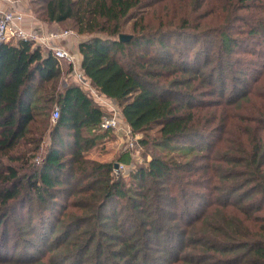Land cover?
<instances>
[{"label":"trees","instance_id":"16d2710c","mask_svg":"<svg viewBox=\"0 0 264 264\" xmlns=\"http://www.w3.org/2000/svg\"><path fill=\"white\" fill-rule=\"evenodd\" d=\"M30 2L155 154L128 181L88 158L103 106L0 42V264H264V0Z\"/></svg>","mask_w":264,"mask_h":264},{"label":"built area","instance_id":"2783aa9c","mask_svg":"<svg viewBox=\"0 0 264 264\" xmlns=\"http://www.w3.org/2000/svg\"><path fill=\"white\" fill-rule=\"evenodd\" d=\"M71 33L72 31L70 30H55L41 33L27 26L25 15L22 12L15 9L0 10V42L15 43L19 40H29L35 45L51 52L60 63L62 61H67L73 64V71L80 86L84 90L90 91V94L93 95L98 103L103 106H108V108L111 109L110 114H105L102 117L99 129L102 131L121 130L126 133L128 149L132 150L133 147H136L137 138L131 126L123 122L121 118L123 117L122 113L112 103L101 100L100 94L97 93L99 90H97L91 81L84 75L78 65L76 66V55L69 48L60 43L62 39L68 37ZM57 109L53 112V120L58 116ZM122 123L125 124V126H122ZM125 168V165L119 162L117 168L114 167V173L117 175L119 172H123Z\"/></svg>","mask_w":264,"mask_h":264},{"label":"rangeland","instance_id":"374dc122","mask_svg":"<svg viewBox=\"0 0 264 264\" xmlns=\"http://www.w3.org/2000/svg\"><path fill=\"white\" fill-rule=\"evenodd\" d=\"M32 9L35 11V9H38V7L35 4H32ZM41 12L38 11V13L35 12V15L40 18L41 20H44L43 16L40 14ZM61 29H67L72 31L70 36H73L74 39V46H73V53L76 55V48L75 45L76 43H80V41L86 39L87 35H81L77 33L74 29L70 27L69 22H62L60 23ZM131 30V21L127 23L124 31L125 33H129ZM76 66L78 65V60L76 57ZM61 64H63V75H62V82L64 85L69 84V83H77L80 84L79 81L77 80L75 73L73 71V64L68 63L67 61H62ZM98 90V89H97ZM86 91V90H85ZM87 94H90V91H86ZM100 94L101 100L107 103H112L120 112L121 107L118 105L117 101L110 99L106 96H104L102 93L99 91L97 92ZM93 99L92 94H90ZM96 100V99H95ZM98 102V101H97ZM101 102V101H100ZM100 104V103H99ZM103 106V105H102ZM105 114H110V108L108 106H103ZM123 122H126L123 117ZM54 123L51 120V124ZM127 123V122H126ZM37 129L43 128V123L41 121L36 122L34 124ZM122 126H125V124L122 123ZM137 138V143L136 147H133L132 150L128 149V140L126 133L122 132L121 130L118 131H112L109 130L107 131V136L103 141H100L95 147L92 149L88 150L85 155L93 160L97 161H113V162H120L125 165V170L123 172H119V174H115L116 178H124L125 180H130V172L133 168H137L142 165H146L148 161L151 159V157L155 154V148L152 145H145L141 140L147 138V136L152 139L156 134L155 131L149 132V135L147 133H142V132H134ZM152 141V140H151ZM50 142V137L46 139V143H44V148L43 151L45 150L47 144ZM42 151V152H43ZM68 210V207H64L63 209ZM73 210V209H72ZM34 250V249H32ZM42 253L46 251L44 247H42ZM34 252H36L34 250ZM41 252H39L40 255ZM37 254V253H36ZM49 256L51 257V253H48L45 255L44 258H42L40 261L35 262L33 264H56L55 262H49Z\"/></svg>","mask_w":264,"mask_h":264},{"label":"crops","instance_id":"0c3cea01","mask_svg":"<svg viewBox=\"0 0 264 264\" xmlns=\"http://www.w3.org/2000/svg\"><path fill=\"white\" fill-rule=\"evenodd\" d=\"M4 9H15V10L22 12L25 15L27 26L40 31L41 33L51 32L55 30H63L61 29V25L59 23L48 22L46 20H41L40 18H38L35 15L34 10L32 9L30 0H0V10H4ZM64 30H67V29H64ZM70 35L62 39L60 43L72 51L73 50L72 48L74 46L73 44L74 39H73V36H70ZM78 44L76 43L75 45L76 53H77L76 57L78 60V67L80 70H82L81 69V55L78 51ZM42 49L44 52H48L45 48H42ZM61 65L63 68V64Z\"/></svg>","mask_w":264,"mask_h":264},{"label":"water","instance_id":"95a60500","mask_svg":"<svg viewBox=\"0 0 264 264\" xmlns=\"http://www.w3.org/2000/svg\"><path fill=\"white\" fill-rule=\"evenodd\" d=\"M119 39L121 41H127V40H130L131 39V35L130 34H126V33H122L119 35ZM118 166V162L115 163V168H117Z\"/></svg>","mask_w":264,"mask_h":264}]
</instances>
